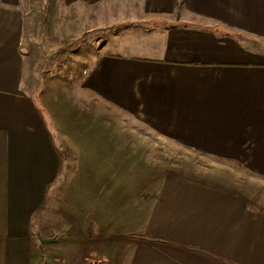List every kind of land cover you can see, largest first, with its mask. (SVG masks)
I'll return each mask as SVG.
<instances>
[{
    "label": "crops",
    "instance_id": "0c3cea01",
    "mask_svg": "<svg viewBox=\"0 0 264 264\" xmlns=\"http://www.w3.org/2000/svg\"><path fill=\"white\" fill-rule=\"evenodd\" d=\"M119 1L0 0V264H264V0ZM64 8L87 12L92 24L66 29ZM106 9L117 13L105 27L95 19ZM127 18L146 31L162 27L155 44L141 45L155 59L107 54L78 85L47 78L40 86L45 58L84 33L109 43L121 36L113 21ZM115 90L138 98L134 121L142 129L134 133L143 153L156 152L148 145L156 137L181 152L214 155L235 172L218 180L166 174L150 191L118 196L116 209L113 180L96 185L99 167L90 165L97 259H87L83 227L71 221L83 223V211L66 205L68 214L44 225L62 192L58 178L64 169L78 173L65 166L61 155L72 151L52 132L68 99L93 107Z\"/></svg>",
    "mask_w": 264,
    "mask_h": 264
},
{
    "label": "rangeland",
    "instance_id": "374dc122",
    "mask_svg": "<svg viewBox=\"0 0 264 264\" xmlns=\"http://www.w3.org/2000/svg\"><path fill=\"white\" fill-rule=\"evenodd\" d=\"M135 2L137 0H120L117 6L122 4L125 6L126 3L134 4ZM50 12L47 10L46 15ZM114 12L117 13L115 10L108 11L106 9L105 17L95 20L97 22L102 21L106 27L110 22L111 17L109 16ZM86 13L64 8L62 19L66 29L69 26L75 28V25L81 24L84 27H89L93 19H90ZM112 26L117 27L121 36L117 39L113 37L109 43L95 41L96 36L84 33L81 39L78 38L69 44L66 43L68 46L64 48L66 51H61L56 57L45 58L46 70L41 74L40 86L43 89L47 87V82H45L47 78L51 79L52 83L67 84L66 87L78 85V83H82V74L91 71L95 67L94 65H100L107 54L132 56L138 59L156 58V55L153 56L154 52L146 53L141 45L155 44L153 40L157 41L158 29L162 27L147 28L146 31V28L138 26L135 19L129 18L123 21L115 20ZM51 28V20H49L44 27L46 35L51 34L53 31ZM114 76L116 82L122 79V74ZM125 91L127 94L115 90L111 94L113 98L111 97L109 100L111 103L108 99L99 97L101 99L93 107L79 105L74 108L73 101L68 99V102L72 103L62 106L63 112L59 108V116L61 117L58 119V127L54 126L56 129L52 132L57 142L64 143L65 148L72 151V153L61 155L65 166L71 167L72 165L74 167L77 165L79 174L77 173V177L76 174L70 176L67 172L68 169H64L66 178L64 179L61 175L60 179L57 180V187L58 184H62V192L52 198L51 211L44 220V225L52 227L57 224L60 216L68 214L66 205L69 208L74 207L76 212L83 211V223L81 221L75 222L74 219L71 221L73 225L79 226L78 228L83 227L82 233L77 238L78 242L82 241V253L87 256V259H97L94 255L91 256L93 251H91L92 244L89 240L91 239L89 234L92 225L88 223L91 211L90 206H88L87 193L89 192L88 188L91 190L93 186L89 178L93 172L88 171L90 165L99 167L93 172L96 185L106 177L113 180L116 195L113 203L116 209L121 201L117 198L118 196L131 193L133 198L139 193L150 191L152 180L166 174H180L188 177H200L201 179L211 176L218 180L220 176L221 178L233 177L235 172L229 167H219V160L212 157L214 155L188 154L180 150L179 152L176 148L163 146V143L156 137L149 138L150 144H148L156 148V152L143 153L139 148L142 140L139 135L136 137L134 133L135 131L137 134L142 129L140 123L134 121V117L138 119L136 112L139 110V101L138 98L132 97L131 90ZM123 95L129 97H122ZM90 108L92 114L86 111ZM110 189L112 194L113 186H110ZM118 220L122 219L118 218ZM65 239H70V237Z\"/></svg>",
    "mask_w": 264,
    "mask_h": 264
}]
</instances>
